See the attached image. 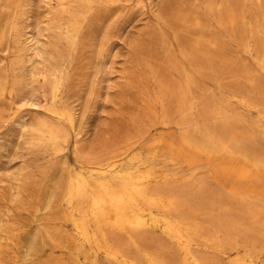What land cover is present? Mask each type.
I'll return each mask as SVG.
<instances>
[{
	"label": "rangeland",
	"instance_id": "374dc122",
	"mask_svg": "<svg viewBox=\"0 0 264 264\" xmlns=\"http://www.w3.org/2000/svg\"><path fill=\"white\" fill-rule=\"evenodd\" d=\"M0 84V264H76L59 245L74 234L66 209L46 204L59 203L78 172L113 179L139 161L149 167L154 154L185 197L204 194L200 222L245 220L254 236L237 240L258 238L246 226H256L250 211H264V196L233 192L214 164L228 154L223 146L264 161V0H0ZM43 125L61 132L60 147L38 131ZM208 133L221 149L190 164L187 138L201 145ZM83 155L117 164L92 172ZM227 245L229 258L246 254ZM35 246L40 253L26 261Z\"/></svg>",
	"mask_w": 264,
	"mask_h": 264
},
{
	"label": "bare ground",
	"instance_id": "6f19581e",
	"mask_svg": "<svg viewBox=\"0 0 264 264\" xmlns=\"http://www.w3.org/2000/svg\"><path fill=\"white\" fill-rule=\"evenodd\" d=\"M1 89H3V86L0 84V90ZM37 129L43 134L42 136L45 135L50 141L56 143L57 146L60 144L61 132L58 129L46 125ZM65 140L63 142H65ZM186 141L188 145H190L189 147L194 148V151L191 150L194 153L186 156L190 164L200 162V154L203 155L206 153L208 159H211V155L217 154L221 149L219 147V140L214 137L212 133L206 134L203 140L205 143L201 141L203 142L201 145L195 144L193 141L188 140V138ZM241 145L242 144H240V146ZM243 145H245L244 147H249L246 146L245 143H243ZM223 147L228 154L222 157L223 159L221 162L214 164L218 179L225 183L231 182L230 189L240 196H245L244 194L246 191L264 196V161L256 160L251 154L243 151V149L234 150L226 148V146ZM187 151L190 152L188 148H186V152ZM117 152H114V156ZM123 152L121 153L123 154ZM135 158L138 159V157ZM154 158H156L155 154L149 159L151 162L149 167L143 168L141 166L143 161H139L137 165L128 170L121 171V173L117 174L113 179L98 178L95 181H90L84 174L78 172L76 177L71 176L66 181L61 201L55 203V201L50 200L46 204L45 208L50 210L55 206L62 205L66 209L67 219L73 224L74 234L67 237L65 243L59 244L66 250L68 260L76 264H102L100 260L102 256L108 264H217L218 257L213 253L210 254L208 252L199 251L198 246L201 245V243H205V247L212 246L214 252L218 254L221 253V256L228 258L227 264H264V217L262 216L264 211L261 210L263 211L261 212L259 208H256L258 205L253 203L255 207L251 208V211L248 208L250 214L252 213V218L256 220V222L254 221L256 226L255 224L246 226V228L252 226L256 227L254 231L258 233L259 240L258 238L254 240L255 237L252 239L255 242L259 241L261 243V248L259 251H255L253 250L255 243L253 244L254 241L252 239L250 243L253 245H249L250 243L240 242L244 237L241 238L240 241H238L239 238L238 240L236 238L252 233L250 232L252 229L249 230V228V232L247 231L248 233L244 231L245 225L243 226L241 224L244 223L245 220H243V222L240 220L242 223H239V226L238 223L236 225H231L232 223L229 224L230 219L228 217L230 214L227 216L229 220L227 223L226 217V219H223L224 217L221 219L219 216L220 220L217 217H213L216 212H211L212 216H203L202 218L203 220L204 218L210 220L211 217H213L211 223L209 226H206L207 223L204 225L200 222V216H198L201 214L202 209L200 205L205 202V199L200 200L199 197L201 196V198H203L202 196H204V194L199 196L198 193H200V189L198 188L199 191L195 194L198 196V199H195L196 196L193 194L196 191H193V194H191L194 188L193 185L195 184L189 182V184H192L191 186L193 188L189 189L191 191L188 194L195 197L193 199H189L191 196L189 198L185 197L186 192L184 195L182 191L186 188H182V191H178L175 188L177 185H175L173 181L175 175L172 174L174 175L172 177V175H169L170 172L169 174L159 173L157 169L161 167L155 168L156 163L153 162ZM111 159L112 156L102 157V159L98 156L92 158H88L85 155L82 156V160L87 164V167L92 172L98 173H104L116 166L117 161ZM235 162L240 163L238 168L234 165ZM173 164L175 165V163ZM195 169L197 168L194 167V170ZM186 172L187 171H185V173ZM185 175L188 177V174ZM211 176L212 175H210V177ZM193 177L195 178V176ZM204 177L205 176H201L200 179ZM178 178L179 177H177V179ZM204 180L205 179H203V181ZM201 183H203V185L205 184V182ZM186 184H188V181ZM206 185L208 184H205V186ZM205 186H203V188ZM206 197L207 201L209 199L207 194ZM217 197H219V195ZM249 197H251V195ZM254 201L256 200L254 199ZM256 202L259 203V201ZM249 203L251 202L247 203L248 206ZM213 204L215 205V201ZM247 204H245V206H247ZM239 207H241V205ZM235 210L238 211V208ZM240 212L238 211V213ZM203 213L206 214L205 212ZM209 214L210 213H208V215ZM215 215L217 216V214ZM206 231L209 233V236L206 234L208 237L204 235ZM232 234L234 235V239L231 238ZM252 236H254V234ZM46 238L47 237L41 238L43 246L47 245ZM199 239H201V241ZM51 241L54 243V240ZM228 241L231 245L233 244V247L237 250L240 246H242V248L244 246L247 249L246 254L244 256L236 255L233 258H229V251L224 249L225 245L227 243L229 244ZM56 243L57 242L54 244ZM231 245H227V249H229L228 246ZM26 248L28 249L29 247ZM39 251L40 249L35 246L32 250L30 249L27 251L24 255V259L26 261L32 260V258L34 259V256L40 253ZM218 263L220 264V261H218Z\"/></svg>",
	"mask_w": 264,
	"mask_h": 264
}]
</instances>
